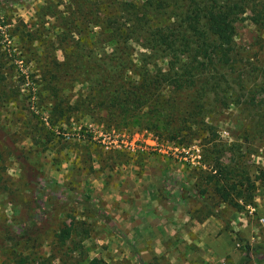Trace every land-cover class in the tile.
<instances>
[{
  "label": "rangeland",
  "instance_id": "1",
  "mask_svg": "<svg viewBox=\"0 0 264 264\" xmlns=\"http://www.w3.org/2000/svg\"><path fill=\"white\" fill-rule=\"evenodd\" d=\"M82 11L87 21H80L76 38L73 24L60 18ZM92 15L101 16L91 0H0V73L7 88H15L0 97V264H235L245 245L262 247L251 252L249 264H264V180H256L252 203L241 210L216 203L212 191L202 195L221 220L195 197L204 187L198 171L205 170L206 142L238 144L249 179L264 170V141L249 132L252 124L237 107L216 104L197 118V127L171 141L157 138L155 129L107 127L102 114L78 110L50 123L34 87L48 53L59 63L72 56V43H59L56 35L71 30L93 52L95 59L80 60L92 78L113 70L108 57L117 51L89 21ZM244 16L235 25V44L263 70L264 28ZM136 42L129 54L140 67L139 55L149 51ZM149 59L164 70L161 56ZM73 85L58 93L82 98L84 86ZM62 228L71 232L60 246L55 235Z\"/></svg>",
  "mask_w": 264,
  "mask_h": 264
},
{
  "label": "trees",
  "instance_id": "2",
  "mask_svg": "<svg viewBox=\"0 0 264 264\" xmlns=\"http://www.w3.org/2000/svg\"><path fill=\"white\" fill-rule=\"evenodd\" d=\"M91 1L101 16L92 15L88 19L100 29L112 50L117 51L108 57L114 67L111 72L92 78L80 60L95 59L93 52L74 39L71 30L56 35L59 43H72V56L66 53L59 63L48 53L42 65L43 80L34 87L37 103L48 109L54 119L50 118L51 124L56 117L58 121L65 120L78 110L83 114H102L107 127L155 129L152 132L157 138L165 134L171 141L181 136L182 131L189 132L191 126L197 127L201 123L197 118L203 113V117L209 115L216 104L233 105L252 124L249 132L264 141V69L256 71L234 41L235 25L246 20L245 14L251 24L264 28V0H142L135 4L134 0ZM85 17L86 11H82L77 18H60V22L68 27L73 24L77 38L81 36L78 26L80 21H87ZM138 40L149 51L148 56L139 55L140 67L132 63L129 54L130 44H137ZM160 56L165 60L164 70L157 66V61L149 59ZM70 82L71 87L76 82L84 86L82 98L73 101L58 93ZM30 83L28 90L33 93ZM5 94H15V88H7L0 73V97ZM205 145L202 157L205 170L198 171L204 187L196 190L195 197L208 209V215L221 220L203 196L212 191L210 195L216 198V203L241 210L252 203L255 182L264 180V170H255L256 174L249 179L248 168L237 152L238 144L206 142ZM226 151L231 152L230 158L224 160ZM175 190L178 193L179 189ZM108 226L114 228L111 222ZM70 232L62 228L55 235L60 246ZM261 248L245 245L240 261L235 264H249L251 252ZM19 264L30 263L20 259ZM86 264L105 263L90 259Z\"/></svg>",
  "mask_w": 264,
  "mask_h": 264
},
{
  "label": "built area",
  "instance_id": "3",
  "mask_svg": "<svg viewBox=\"0 0 264 264\" xmlns=\"http://www.w3.org/2000/svg\"><path fill=\"white\" fill-rule=\"evenodd\" d=\"M152 141H153V140H152ZM128 142H131V140H129ZM123 145H127V144H123ZM130 145H131V144H130V143H128V147H130Z\"/></svg>",
  "mask_w": 264,
  "mask_h": 264
}]
</instances>
